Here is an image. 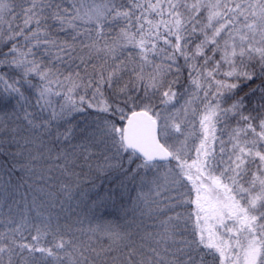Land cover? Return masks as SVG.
<instances>
[{
    "label": "snow or ice",
    "instance_id": "1",
    "mask_svg": "<svg viewBox=\"0 0 264 264\" xmlns=\"http://www.w3.org/2000/svg\"><path fill=\"white\" fill-rule=\"evenodd\" d=\"M54 150L82 201L153 230L10 216L0 264H264V0H0L4 183Z\"/></svg>",
    "mask_w": 264,
    "mask_h": 264
},
{
    "label": "trees",
    "instance_id": "2",
    "mask_svg": "<svg viewBox=\"0 0 264 264\" xmlns=\"http://www.w3.org/2000/svg\"><path fill=\"white\" fill-rule=\"evenodd\" d=\"M17 3L20 0H16ZM65 7H68L70 0H63ZM60 39L71 40L69 32L58 33ZM82 39V37L78 38ZM248 91V89H245ZM80 117H77L79 120ZM49 147H52L51 139L42 137ZM61 142V147H64ZM15 150V149H13ZM36 149L33 148L35 154ZM47 156V153L45 154ZM58 163L55 159V150L52 153L51 159H40L37 161L35 168V175L24 176V180L27 183L21 181V173H12V183L8 185L4 182L8 181V170L11 167V160L0 156V220H3L5 224L8 218L11 216L14 221L19 222L22 215L26 214L30 223H39L42 219L50 218L51 227L53 230L59 228L61 234L65 238L80 237L87 239L86 235H83L81 229L86 230L100 221H111L113 223L124 226L135 233L139 230L141 234L145 228L148 231L153 230V224L155 223L148 215L141 216L137 211L133 214L132 211H127L121 207L119 202L113 204L108 203L103 207H95L88 200H81L76 194L77 189L73 183L74 178H70L66 174H62L60 168L57 167ZM79 171V169H77ZM23 184L22 187L17 185ZM71 184L72 186V198L69 199L65 195L64 185ZM29 185L31 187H29ZM35 202V203H33ZM11 209V211L9 210ZM37 212L42 215L37 216ZM15 223L9 225L14 227ZM4 225L0 224V230H3ZM33 234L34 231H33ZM28 236V233L25 232ZM91 235V233H88ZM31 239L30 236L28 237ZM52 235L45 237L44 243L52 241ZM94 244L104 243L107 241L104 238L97 240L95 237L92 241ZM38 255V254H37Z\"/></svg>",
    "mask_w": 264,
    "mask_h": 264
}]
</instances>
